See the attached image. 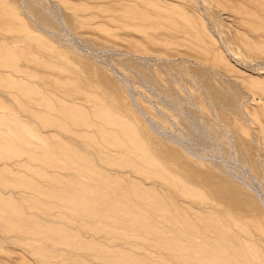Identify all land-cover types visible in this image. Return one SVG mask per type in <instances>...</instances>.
<instances>
[{
    "label": "rangeland",
    "instance_id": "obj_1",
    "mask_svg": "<svg viewBox=\"0 0 264 264\" xmlns=\"http://www.w3.org/2000/svg\"><path fill=\"white\" fill-rule=\"evenodd\" d=\"M0 264H264V0H0Z\"/></svg>",
    "mask_w": 264,
    "mask_h": 264
},
{
    "label": "bare ground",
    "instance_id": "obj_2",
    "mask_svg": "<svg viewBox=\"0 0 264 264\" xmlns=\"http://www.w3.org/2000/svg\"><path fill=\"white\" fill-rule=\"evenodd\" d=\"M62 23V22H61ZM66 27V26H65ZM70 32V31H69ZM74 41V40H73ZM88 47V46H87ZM90 49V48H89ZM140 57V56H139ZM127 82V81H126ZM129 85V84H128ZM129 87V86H128ZM133 92V91H132ZM159 110V109H158ZM152 124V123H151ZM156 126V125H155ZM225 127V126H224ZM155 128V127H154ZM157 129V128H156ZM159 131V130H158ZM164 131V130H163ZM228 131V130H227ZM175 141V140H174ZM179 142V141H178ZM196 151V150H195ZM218 151V150H217ZM198 152V151H197ZM196 152V153H197ZM198 153H200V152H198ZM204 154V153H203ZM195 155H198V154H195ZM201 157V156H200ZM216 158V157H215ZM224 159V158H223ZM230 159V158H229ZM232 160V159H231ZM230 160V161H231ZM238 160V159H237ZM224 162V161H223ZM237 162V161H236ZM241 163V162H240ZM242 164V163H241ZM228 166H229V164H228ZM245 166V165H244ZM233 169V168H232ZM230 172H231V169H230ZM232 172H233V170H232ZM248 174V173H247ZM238 175V174H237ZM244 181V180H243ZM250 184V183H249ZM256 189V188H255ZM257 192V191H256ZM262 193V192H261ZM260 194V193H259Z\"/></svg>",
    "mask_w": 264,
    "mask_h": 264
}]
</instances>
